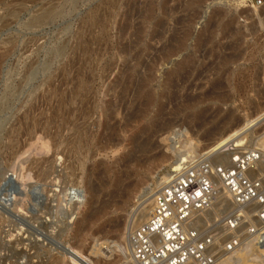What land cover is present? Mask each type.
<instances>
[{
	"label": "rangeland",
	"instance_id": "374dc122",
	"mask_svg": "<svg viewBox=\"0 0 264 264\" xmlns=\"http://www.w3.org/2000/svg\"><path fill=\"white\" fill-rule=\"evenodd\" d=\"M232 129L264 139V5L0 0V264H135L156 193ZM222 226L215 264H264Z\"/></svg>",
	"mask_w": 264,
	"mask_h": 264
},
{
	"label": "built area",
	"instance_id": "2783aa9c",
	"mask_svg": "<svg viewBox=\"0 0 264 264\" xmlns=\"http://www.w3.org/2000/svg\"><path fill=\"white\" fill-rule=\"evenodd\" d=\"M244 3L257 8L264 0ZM238 137L225 141L211 155L189 158L180 170L172 172V180L156 193L148 220L128 236L133 263L215 264L209 248L216 245L212 230L217 224L231 232L226 244L231 253L241 246L237 230L242 225L250 220L264 221V149L251 147L249 137L237 143ZM218 188L227 202L215 211L212 207L218 200ZM212 211L218 217H210L205 229L191 225L194 214ZM262 228L253 224L248 230L249 235L261 237L260 244L264 243Z\"/></svg>",
	"mask_w": 264,
	"mask_h": 264
},
{
	"label": "bare ground",
	"instance_id": "6f19581e",
	"mask_svg": "<svg viewBox=\"0 0 264 264\" xmlns=\"http://www.w3.org/2000/svg\"><path fill=\"white\" fill-rule=\"evenodd\" d=\"M245 126V125H244ZM239 128H241V127H239ZM238 128V129H239ZM244 129V128H243ZM236 130V129H235ZM234 130V131H235ZM233 129L232 130H228V132H231L230 134H229V136H228V134H227V136H224L226 139H222L223 141H222V143H220L221 145L225 142V141H227L228 139H230V138H232V137H235L236 135H237V133L240 131H238L237 133H235V134H233ZM232 134V135H231ZM239 134L240 135H238L239 137H238V139L237 140H239V138L241 137H243L244 138V136L247 134L246 133V131L245 130H241L240 132H239ZM173 135V134H172ZM233 135H235V136H233ZM248 136V135H247ZM223 137V136H222ZM221 137V138H222ZM190 138V137H189ZM248 138V137H247ZM250 138V137H249ZM236 140V141H237ZM243 141H245V140H243ZM242 142V141H241ZM182 143V142H181ZM181 143H180V145H181ZM219 143V142H218ZM186 144H187V142H186ZM185 144V145H186ZM187 145H190V143H188ZM186 145V146H187ZM216 145V144H215ZM215 145L213 146V147H215ZM221 145H217V147L218 146H220L221 147ZM183 146V145H182ZM258 146L260 147V148H262V149H264V139H262L259 143H258ZM181 147V146H180ZM190 147V146H189ZM189 147L187 146V147H182L183 149H185L184 150V155H185V157L188 159V156L186 155L187 154V152H188V150H187V148L189 149ZM251 147H253V146H251ZM255 147V146H254ZM216 148V147H215ZM181 149V148H180ZM219 148H217V149H215V150H212L210 153L208 152V151H210V149L207 151V153H209V155H211V154H213V153H215V151H217ZM43 150V149H42ZM178 150H179V148H178ZM191 150H193L194 151V149H191ZM178 152V151H177ZM192 153V152H191ZM193 154H194V152H193ZM193 154L191 155V156H193ZM205 154V153H204ZM176 155V154H175ZM179 155V154H178ZM177 156V155H176ZM198 156V155H197ZM177 157H181L182 158V156L180 155V156H177ZM174 158H175V156H174ZM180 158V159H181ZM189 158H190V156H189ZM183 160V159H182ZM176 162V161H175ZM178 162H179V160H178ZM180 163V162H179ZM182 163V162H181ZM180 165V164H179ZM177 166V165H176ZM181 166V165H180ZM180 170V169H179ZM170 176V175H169ZM171 176H173V175H171ZM32 179V178H31ZM167 180V179H166ZM171 180H172V178H171ZM30 184V183H29ZM24 186V190H25V192L24 193H22V194H20V195H23L24 197H22V198H27V197H29V195H30V191L31 190H29L28 188H27V185L26 184H24V185H22V187ZM156 188V187H155ZM158 189V188H157ZM220 188H218V190H219ZM22 190V189H21ZM153 192V191H152ZM218 200H217V202H216V205H214L213 207H212V209H214L215 211H217V208L218 207H220L221 205H222V203H225V202H227V198L222 194V191H218ZM31 197V196H30ZM23 200V202H24V199H22ZM26 201V200H25ZM25 203V202H24ZM1 205V204H0ZM236 210H238V211H241V210H239V209H236V208H233V211H236ZM75 211V210H74ZM140 211V210H139ZM253 211V210H252ZM94 212H92L91 213V215H90V217L92 216V214H93ZM99 213V212H98ZM21 214H23V213H21ZM137 214V213H136ZM201 214V213H200ZM200 214L198 213H196V214H194V218L192 219V222H191V225L192 226H199L200 224H203V223H206L208 220H209V218L211 217V214H209L208 213V215H209V218H208V220H207V218L205 219V218H203L202 216H200ZM215 214V213H214ZM99 215V214H98ZM88 216H89V214H88ZM87 216V218H89ZM217 216V215H216ZM259 216V215H258ZM218 217V216H217ZM51 218V217H50ZM68 218V217H67ZM85 218H86V216H85ZM147 218V217H146ZM91 220V219H90ZM147 220V219H146ZM206 220V221H205ZM48 221V220H47ZM46 221V222H47ZM92 221V220H91ZM49 222V221H48ZM143 222V221H142ZM253 224H257V225H259V226H263V228L262 229H264V221H260V219H257V220H250L249 221V225L250 226H252ZM201 226V225H200ZM250 226H247V225H242L238 230H237V233H240V232H244V233H242L243 234V236L242 237H244L245 236V239H247V240H250V241H252L253 239H257L258 240V242L260 243V239H261V237H259V236H251V235H249L248 234V230H249V228H247V227H250ZM136 230V229H135ZM223 230L225 231L224 233V235H226V227H224L223 228ZM229 231V230H228ZM65 232V231H64ZM133 232V231H132ZM222 234H223V232H221ZM222 234H221V236H222ZM241 234V233H240ZM239 234V235H240ZM224 237V236H223ZM79 238V237H78ZM81 238V237H80ZM129 238V237H128ZM217 238H219V236H217ZM216 238V239H217ZM222 238V237H221ZM231 238H232V236H228L227 235V240H231ZM82 239V238H81ZM220 239V238H219ZM1 240V239H0ZM79 241H81L80 239H78ZM218 240V239H217ZM243 240V239H242ZM263 241H264V238H263ZM255 242H257V241H255ZM126 243V242H125ZM253 244H255V243H253ZM264 244V243H263ZM252 245V244H251ZM102 246V245H101ZM120 246V245H119ZM218 246V245H217ZM227 245L225 244V246H224V248L226 247ZM127 247H129V245H127ZM219 247V246H218ZM251 247V246H250ZM252 247H253V245H252ZM222 249V248H220V249H222L223 251H225V249ZM254 248V247H253ZM258 248V247H257ZM216 249H217V247H216V245L215 246H212V247H210L209 248V255L211 254V255H213V256H215V258H217V256L216 255H214V251H216ZM221 250V251H222ZM244 250V248L242 249V251ZM257 250V249H256ZM263 251V250H262ZM73 252H76L79 256L81 255L82 257H84L82 254H80L79 252H77V251H75V250H73ZM98 252V251H97ZM127 253H126V255H127V257L128 258H130V251H126ZM100 253V252H99ZM74 254V253H73ZM238 254V253H237ZM240 254V253H239ZM239 254H238V256H239ZM246 254V253H242L240 256L242 257H248V254L247 255H244ZM70 255L72 256V253H70ZM256 255H258V254H256ZM80 256V257H81ZM240 257V258H241ZM243 257L241 258V259H243ZM260 257V256H259ZM85 258V257H84ZM87 258V257H86ZM85 258V259H86ZM95 258V257H94ZM229 258H231V260H233L232 259V257H229ZM89 259V258H88ZM131 259V258H130ZM236 259H238V258H236ZM248 260V259H247ZM132 261V260H131ZM228 261H229V259H228ZM236 261H238V260H236ZM232 262V261H231ZM245 262V261H244ZM243 261H241V263H244ZM240 263V262H239ZM90 264V263H89ZM92 264V263H91ZM226 264H228L227 262H226ZM232 264V263H231Z\"/></svg>",
	"mask_w": 264,
	"mask_h": 264
}]
</instances>
